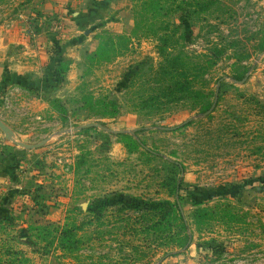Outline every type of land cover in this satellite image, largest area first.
<instances>
[{
	"label": "rangeland",
	"instance_id": "374dc122",
	"mask_svg": "<svg viewBox=\"0 0 264 264\" xmlns=\"http://www.w3.org/2000/svg\"><path fill=\"white\" fill-rule=\"evenodd\" d=\"M0 41V116L55 133L0 131V264H264V0H0Z\"/></svg>",
	"mask_w": 264,
	"mask_h": 264
},
{
	"label": "trees",
	"instance_id": "16d2710c",
	"mask_svg": "<svg viewBox=\"0 0 264 264\" xmlns=\"http://www.w3.org/2000/svg\"><path fill=\"white\" fill-rule=\"evenodd\" d=\"M111 35H107V40L111 41ZM105 46V45H104ZM101 47H99L98 52L101 51ZM84 98H88L86 103H92L91 100L93 98V95H89V96H85ZM99 101H102L101 99H99ZM109 102H113L114 105H116V103H114V101H109ZM115 110V106L114 109ZM139 206L140 203H137ZM145 207L148 206L147 208L150 209V211L153 212H157L159 210H163L166 209L167 214L165 213V216L170 217L172 220L173 218L172 213H177L179 219H181L182 221V227L185 228L187 230V224L184 221V217L181 214L180 211V207L178 204H173L170 201H149L147 203H144ZM199 211V210H198ZM203 211V210H202ZM200 213V212H199ZM169 214V215H168ZM201 216V214H199ZM196 216L198 217V214H196ZM159 221H156L154 223V225H152L153 227H155L157 225ZM81 229L79 225H77L76 223H65L61 228L55 227V236L54 238L56 239L55 241L57 242V245L59 248L68 251V252H74L77 247V245H79V239H78V233L77 231Z\"/></svg>",
	"mask_w": 264,
	"mask_h": 264
},
{
	"label": "water",
	"instance_id": "95a60500",
	"mask_svg": "<svg viewBox=\"0 0 264 264\" xmlns=\"http://www.w3.org/2000/svg\"><path fill=\"white\" fill-rule=\"evenodd\" d=\"M214 104L212 105V108L214 107ZM88 127H99V128H102L108 132H114V133H122L123 132L122 130L112 131L100 123H87L85 125H81V126L75 128L74 130L80 131V130H83V129L88 128ZM0 131L4 134L5 139L11 141L14 145L19 146V147L26 149V150H32V149L40 148V147L46 145L55 134L54 133V134L36 142V143H27V142H24L23 140L19 139L17 133L7 123H5L1 117H0ZM64 132H67V130H62L59 132V134L64 133Z\"/></svg>",
	"mask_w": 264,
	"mask_h": 264
},
{
	"label": "crops",
	"instance_id": "0c3cea01",
	"mask_svg": "<svg viewBox=\"0 0 264 264\" xmlns=\"http://www.w3.org/2000/svg\"><path fill=\"white\" fill-rule=\"evenodd\" d=\"M2 41H0V49H1V46H2ZM14 72L16 73H12L13 75H16V76H19L21 73H22V70L19 69V64H14L12 67H11ZM1 117V116H0ZM2 118V117H1ZM3 120V119H2ZM4 121V120H3ZM5 122V121H4ZM6 123V122H5ZM8 124V123H7ZM9 125V124H8ZM10 126V125H9ZM11 127V126H10ZM12 128V127H11ZM13 129V128H12ZM14 130V129H13ZM15 131V130H14Z\"/></svg>",
	"mask_w": 264,
	"mask_h": 264
}]
</instances>
